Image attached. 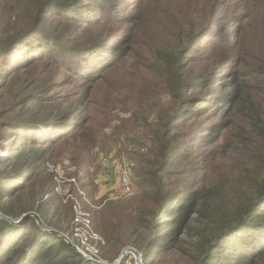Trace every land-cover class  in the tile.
Masks as SVG:
<instances>
[{
    "label": "rangeland",
    "instance_id": "obj_1",
    "mask_svg": "<svg viewBox=\"0 0 264 264\" xmlns=\"http://www.w3.org/2000/svg\"><path fill=\"white\" fill-rule=\"evenodd\" d=\"M79 5L88 6L83 9L85 18L94 16L89 22L55 17V24L68 33L66 50L84 48L80 54L88 56L90 48H101L97 44L108 40L111 51L106 55L107 66L90 77L94 68L89 69L85 62L81 67L86 72L81 75L64 66L60 57H47L22 65L16 72L2 73L0 126L10 116L6 112L15 107L26 117L34 112L45 116L54 109L53 104L58 108V103L62 112L76 110L80 116L87 108L83 115H87V127L94 134V145L80 154L62 143L48 145L37 158L25 152L10 163L0 164V175L9 172V176L16 174L15 163L25 165L20 170L41 164L40 173L30 183H22L27 186L24 190L2 202L18 211L47 205L53 222L50 231L91 264H118L125 251L128 254L120 264H200L195 251L221 225L224 202L220 204L219 198L212 203L205 201L177 232L173 225L184 214L189 195L221 184L227 164L242 171V164L233 159L240 146L229 150L232 158H227L228 141L209 140L219 136L218 129L213 131L218 124L227 126L232 119L224 132L228 135L237 118L233 116L236 110L222 100V95H229L238 83L248 84L258 78L253 71L260 70L264 61V26L260 29L256 19L242 17L246 12L243 0H82ZM257 37H262L261 44L254 43ZM38 41L16 47L12 59ZM211 42L220 48H209ZM221 51L228 57H212ZM103 52L94 53L89 60ZM72 53L69 56L79 55ZM175 90L182 91L184 97H177ZM34 94L44 96L42 105L32 103ZM176 110L188 115L171 128L175 142L164 154L158 134L166 117ZM60 127L62 124L52 130L34 129L28 143L31 138L52 135ZM1 132L0 162L12 155L9 149L13 145L24 140L11 131ZM1 136L6 139L2 141ZM169 157L173 159L165 165L169 173L164 174V181L171 195L169 203L183 200L176 208L182 209V215L167 217L170 226L157 237L165 241L160 239L151 249L152 256L144 260L136 243L147 238L150 230L141 220L159 209L151 198L154 187L141 182L145 177L138 173L140 159L162 163ZM125 162L130 163L132 185L130 191L122 193L120 170ZM228 174V185L234 189L224 193H235L232 203L239 204L249 189H241L232 169ZM116 181L117 188L113 186ZM31 213L40 219L42 226L34 216L38 225L48 230L40 213L32 210L25 214Z\"/></svg>",
    "mask_w": 264,
    "mask_h": 264
},
{
    "label": "trees",
    "instance_id": "obj_2",
    "mask_svg": "<svg viewBox=\"0 0 264 264\" xmlns=\"http://www.w3.org/2000/svg\"><path fill=\"white\" fill-rule=\"evenodd\" d=\"M80 1L82 0H69L64 3L60 0L2 1L0 5V63L4 67L0 68V76L4 72H6L5 75L16 72L22 65L26 67L45 60L47 57H60L64 66L81 73V75L86 72L81 67V64L85 62L89 69L94 68L90 77H94L100 68L107 66L109 60L106 55L111 51L110 41L97 44L101 45V48H90L88 56L80 54L84 48H74V50L67 52L64 41L68 38V33L66 30H61L58 24H55V17L69 21L77 19L88 20L89 22V19L94 16L88 14L89 18H85L87 16L86 10L83 9H88V6L79 7ZM243 1L246 12L242 17L246 20L256 19L260 29L263 28L264 0ZM54 8L58 9L52 10ZM210 17L213 18L214 15L210 14ZM30 39H39V41L34 43L26 52H22L21 56L12 59L16 47L22 44L31 45ZM261 41L262 37H257L254 43L261 44ZM211 45L209 48H220ZM72 51L78 52L79 55L74 56L75 58L69 56L73 54ZM98 51H104V54L99 56L100 59L98 57L90 61L89 58ZM228 55L221 51L214 53L212 57L221 59L228 57ZM253 75H258V78L248 84L238 83L229 95L225 93L222 95L224 97L222 100L228 101L233 111L236 110L233 116L236 114L237 118L228 135L224 132L232 119L227 126L226 124H218L213 131L218 129L219 136L209 140V143H215V141L226 139L228 147L225 154H229L227 158H232L229 150L233 151L237 146H240L241 148H237L238 151L233 152L237 155L233 159L239 160V164H242V171L239 172L236 167L231 168L233 166L227 164L219 186L206 190V192L200 190L188 196L186 206L183 208V215L182 209L179 211L176 209L183 200L180 199L177 203L174 201L169 203L171 195L166 189V182L164 181V174L169 173L166 172L165 165L170 163L173 157H169L167 162L164 160L162 163L147 158L140 159L142 165L138 173L139 176L145 177L141 178V182L154 187L151 198L159 209L141 220L150 230V235L147 238L136 243L139 249H142L144 260L152 256L151 249L160 239L165 241V238L157 239V237L162 233L164 234V228L170 226V222H167L168 216L182 215L179 216L174 225L172 224L175 227L174 232H177L185 220L187 221L191 215L199 212L202 203L205 204L207 203L205 201L209 200L212 203L214 199L219 198L217 201L220 204L222 201L224 202V206L220 207L222 223L217 227L216 233L210 235L207 240L204 239L198 250L195 251L200 264H264V61L260 70L253 71ZM181 92L175 90L174 94L180 98L184 97ZM32 97L33 104L42 105L44 103L43 95L34 94ZM185 98L188 97L185 96ZM58 105L59 107L56 108V104H53L54 109L45 116L34 112L26 117L19 110H16L18 107H15L13 111L8 110L6 112L10 116L4 122L5 124L0 126L1 135L11 131L10 133H14L17 137H23L24 140L13 145L12 149H9L12 155L4 156L0 164L10 163L15 157H20L25 152L37 158L42 150L45 153L48 145L56 147L62 143L69 150L79 154L90 150L95 140L92 137L94 134L90 132L91 129L87 127V115H83L87 112V108L82 110L80 116L76 110L62 112L61 103ZM187 115V112L183 114L182 111L176 110L173 116L166 117L167 120L163 122L158 140L162 142L161 147L164 149V154L175 142L172 141L171 128L176 125L177 121L186 119ZM61 124L62 127L54 134L31 138L32 142L28 143L31 137L29 134L32 130L38 131L40 127L44 130L57 129L58 125ZM54 125H56L55 128H51ZM26 135L29 136L25 137ZM1 137L2 141L6 139L4 136ZM232 145H236V147L230 149ZM28 147L29 150H26ZM161 158H163V153H161ZM40 165L32 164L29 165V169L20 170L25 165L15 163L14 167L17 170L15 176H9V172H2L0 175V264H91L62 237L50 231L53 222L47 205L44 207L38 205L36 208L31 207L29 209L23 207L18 211L13 206L9 207L2 202L5 198L24 190L27 186L22 183H30L40 173ZM229 169L238 175V184L241 189L244 186L249 189V193L245 195L243 202L239 201V204L232 203L235 193H224L234 189L228 185ZM12 177L14 178L12 179ZM11 181L13 183H10ZM236 191L239 190L236 189ZM172 208L176 210L172 211ZM32 210L40 213V217L48 230L41 228L35 217L31 215L25 217L20 223H13L16 221L13 219L20 218ZM137 232L138 230H135L134 234ZM174 241L176 239L172 240V242Z\"/></svg>",
    "mask_w": 264,
    "mask_h": 264
},
{
    "label": "built area",
    "instance_id": "obj_3",
    "mask_svg": "<svg viewBox=\"0 0 264 264\" xmlns=\"http://www.w3.org/2000/svg\"><path fill=\"white\" fill-rule=\"evenodd\" d=\"M131 168L130 163L125 162L124 166L120 170V182L119 187L123 192H128L131 190Z\"/></svg>",
    "mask_w": 264,
    "mask_h": 264
},
{
    "label": "water",
    "instance_id": "obj_4",
    "mask_svg": "<svg viewBox=\"0 0 264 264\" xmlns=\"http://www.w3.org/2000/svg\"><path fill=\"white\" fill-rule=\"evenodd\" d=\"M28 215H33L36 217V219L38 220V223L42 226L40 219L38 218V216L34 213L31 214H24L19 220L13 221V223H20L25 217H27ZM43 228V227H42ZM128 254V251H125L122 255V258L118 261V264H120L122 262V260L124 259V257ZM120 262V263H119ZM97 264H102V263H97Z\"/></svg>",
    "mask_w": 264,
    "mask_h": 264
},
{
    "label": "crops",
    "instance_id": "obj_5",
    "mask_svg": "<svg viewBox=\"0 0 264 264\" xmlns=\"http://www.w3.org/2000/svg\"><path fill=\"white\" fill-rule=\"evenodd\" d=\"M111 179H113V177L111 178ZM115 188H117L118 187V182L116 181V182H114V185H113ZM113 186H112V188H113Z\"/></svg>",
    "mask_w": 264,
    "mask_h": 264
}]
</instances>
